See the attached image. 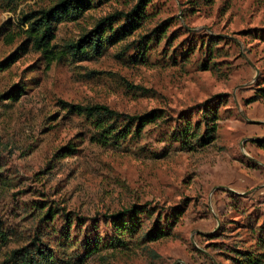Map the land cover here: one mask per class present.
<instances>
[{
	"label": "rangeland",
	"instance_id": "obj_1",
	"mask_svg": "<svg viewBox=\"0 0 264 264\" xmlns=\"http://www.w3.org/2000/svg\"><path fill=\"white\" fill-rule=\"evenodd\" d=\"M59 1L0 0V264L35 229L48 264H264V0H145L84 58L67 45L139 2L90 0L55 22L48 62L27 16ZM64 103L164 116L106 144ZM205 111L216 139L188 149L177 132L203 133ZM135 207L120 232L108 216Z\"/></svg>",
	"mask_w": 264,
	"mask_h": 264
},
{
	"label": "trees",
	"instance_id": "obj_2",
	"mask_svg": "<svg viewBox=\"0 0 264 264\" xmlns=\"http://www.w3.org/2000/svg\"><path fill=\"white\" fill-rule=\"evenodd\" d=\"M144 1L145 0H139L129 12H116L101 18L94 28L82 34L77 41L67 45L68 51L73 55H79L84 58L90 57L92 54H100L105 41L103 33L107 29L112 28L113 24L121 19H123V24L118 26L117 30H121L125 33L131 29H135V25L140 23L139 19L143 17L142 13H145ZM85 5H89L90 8V0H61L53 7L42 10L38 15L27 16L28 22L30 23L28 32L33 39L34 46L42 50L48 62L56 60L62 55V52L56 53L55 50L50 47L55 22L59 21L64 16L75 17L80 15ZM113 39L114 38H111L110 40L112 41ZM64 104L84 114L91 121V124L96 130V136L94 135L93 138L106 144H118L120 141L125 140L130 133H136L138 135L142 131L144 125L164 116V111L161 108H153L139 115H131L119 112L103 104ZM218 121L219 118H217L213 111H205L203 114V123L205 125L203 133H200V130L197 128L188 126L185 129L178 130V137L182 143H185L188 149L194 150L205 147L215 141L218 131ZM136 207L112 213L108 218H110L112 222L114 221L113 223L116 224L120 232L124 233L125 229L128 227L127 224L124 223V218L135 210ZM136 212L138 211H135V213ZM133 215L134 214H132V216ZM73 216L76 215H72L71 212H68L61 206H48L43 218L52 220L57 217L62 222V225L66 226L75 220ZM81 219L82 217L76 216L78 222L81 221ZM120 221H122L123 224H120ZM165 234L166 232L161 230L160 233L153 236V239L162 237ZM51 258L52 254L47 251L42 237L39 235L38 230L35 229L32 240L22 247L13 249L2 264H48L47 262L50 261ZM247 261L253 264H259L261 259L257 257L251 259L248 257Z\"/></svg>",
	"mask_w": 264,
	"mask_h": 264
}]
</instances>
